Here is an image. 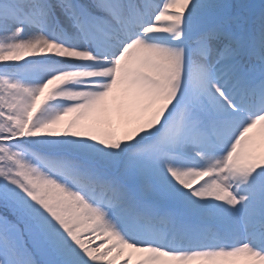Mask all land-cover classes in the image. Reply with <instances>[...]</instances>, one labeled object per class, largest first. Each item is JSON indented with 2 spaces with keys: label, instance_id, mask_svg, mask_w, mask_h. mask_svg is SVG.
<instances>
[{
  "label": "snow or ice",
  "instance_id": "6c2138e0",
  "mask_svg": "<svg viewBox=\"0 0 264 264\" xmlns=\"http://www.w3.org/2000/svg\"><path fill=\"white\" fill-rule=\"evenodd\" d=\"M0 264H264V0H0Z\"/></svg>",
  "mask_w": 264,
  "mask_h": 264
}]
</instances>
